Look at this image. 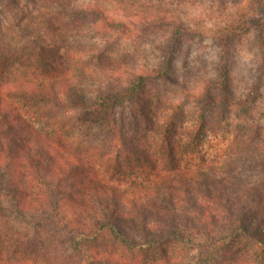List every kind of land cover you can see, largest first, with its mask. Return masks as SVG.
<instances>
[{
    "label": "clouds",
    "instance_id": "clouds-1",
    "mask_svg": "<svg viewBox=\"0 0 264 264\" xmlns=\"http://www.w3.org/2000/svg\"><path fill=\"white\" fill-rule=\"evenodd\" d=\"M0 264H264V0H0Z\"/></svg>",
    "mask_w": 264,
    "mask_h": 264
}]
</instances>
